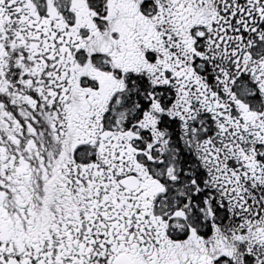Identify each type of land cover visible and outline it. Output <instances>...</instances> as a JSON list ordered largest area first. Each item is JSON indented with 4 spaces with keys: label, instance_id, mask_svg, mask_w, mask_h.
Segmentation results:
<instances>
[{
    "label": "snow or ice",
    "instance_id": "6c2138e0",
    "mask_svg": "<svg viewBox=\"0 0 264 264\" xmlns=\"http://www.w3.org/2000/svg\"><path fill=\"white\" fill-rule=\"evenodd\" d=\"M0 264H264V0H0Z\"/></svg>",
    "mask_w": 264,
    "mask_h": 264
}]
</instances>
